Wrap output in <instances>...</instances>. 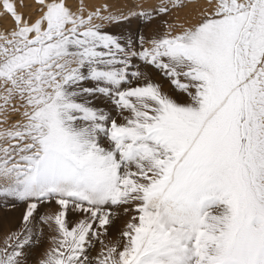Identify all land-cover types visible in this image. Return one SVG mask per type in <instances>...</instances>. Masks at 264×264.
<instances>
[{
    "label": "snow or ice",
    "instance_id": "snow-or-ice-1",
    "mask_svg": "<svg viewBox=\"0 0 264 264\" xmlns=\"http://www.w3.org/2000/svg\"><path fill=\"white\" fill-rule=\"evenodd\" d=\"M0 213V264H264V0H0Z\"/></svg>",
    "mask_w": 264,
    "mask_h": 264
},
{
    "label": "rangeland",
    "instance_id": "rangeland-1",
    "mask_svg": "<svg viewBox=\"0 0 264 264\" xmlns=\"http://www.w3.org/2000/svg\"><path fill=\"white\" fill-rule=\"evenodd\" d=\"M3 213H0V232H2L4 229H6L7 227H10L12 225L10 224H6L3 220ZM18 215V214H13V216Z\"/></svg>",
    "mask_w": 264,
    "mask_h": 264
}]
</instances>
